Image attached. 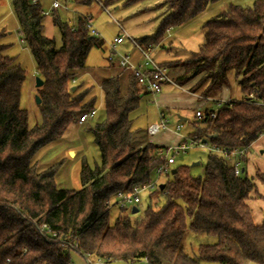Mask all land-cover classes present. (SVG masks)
<instances>
[{"label":"trees","instance_id":"trees-1","mask_svg":"<svg viewBox=\"0 0 264 264\" xmlns=\"http://www.w3.org/2000/svg\"><path fill=\"white\" fill-rule=\"evenodd\" d=\"M142 1L152 0H73L69 4L96 3L106 9L128 8ZM216 1L162 0L167 14L154 33L137 44L158 45L167 29L186 25ZM10 6L20 42L30 51L42 86L35 90L40 122L30 127L28 113L19 105L26 71L15 58L3 55L8 44H0V264H71L72 252L102 262L264 264V216L257 224L248 205L254 181L264 182V173L248 176V157L242 158L240 176L214 153L207 154L202 176H192L189 166H176L174 174L150 193L156 194L154 203L134 221L126 209L107 207L115 193L129 192L152 179L160 163L156 153L165 148L135 141L137 129L129 115L149 94L129 74L125 94L120 92L118 76L102 80L97 88L104 119L88 126L86 132L100 162L90 168L82 161L79 190L56 188L54 176L61 161L36 171L32 164L36 153L59 143L70 125L94 110L95 87H86L83 81L73 84L75 74L86 69L92 47L102 42L89 33L85 16L70 25L53 12L52 23L60 36L56 47L54 39L43 35L40 3L31 6L28 0H10ZM201 30L203 42L195 52L182 61L159 66L167 72L179 70L174 79L179 87L199 77L191 93L221 103L214 118L205 110L204 118L193 124L187 136L211 147H245L264 131V1L255 0L250 7L229 5ZM4 36L0 32V41ZM232 85L243 98L222 102L218 98L222 89L231 90ZM110 210L118 211L113 219ZM43 224L56 237L42 233ZM190 235L211 237L214 242L188 250Z\"/></svg>","mask_w":264,"mask_h":264},{"label":"rangeland","instance_id":"rangeland-1","mask_svg":"<svg viewBox=\"0 0 264 264\" xmlns=\"http://www.w3.org/2000/svg\"><path fill=\"white\" fill-rule=\"evenodd\" d=\"M49 1L50 0H41V5L44 9L49 8ZM254 1L255 0H217L215 3L208 5L204 12H202L199 16H197L186 25L171 29L169 31V37H166L167 35L164 34L161 42L158 45L154 46L156 47V49L151 54L152 59L156 63L161 64H164L166 62L170 63L184 60L192 52H195L198 46L203 42L201 27L207 20L225 11L229 5L238 7H250ZM69 8V12L59 10L57 13L62 21L67 22L70 25L75 24L78 17L86 15L92 16V24L98 31V39L102 42V44H98L92 47L86 59V66L91 69V73L94 72L97 76L102 74V66H106L108 64V56L110 54L108 43L119 35L123 36V43L120 45H116L115 51L118 54L127 53L131 62H136L139 59L141 60L142 57L139 51L134 47L140 46L139 44H137V40L154 33L155 29L157 28L159 19L167 12V9L162 4V0L142 1L128 8L117 5L102 9L96 3H92L90 5L69 4ZM44 17L45 19L43 22V32L45 34L53 36L56 46H59V33L56 28L50 26L48 21L52 17ZM0 32H5L3 42L8 44L9 46L3 52V55L13 58L17 57L23 69H25L26 71V77L21 87L19 105L21 109L27 111L28 125L32 127L40 122L39 111L37 105L35 104V78L37 76L35 75V66L30 51L25 47L23 43L20 42L21 37L18 34V25L11 11L10 0H0ZM112 58L114 60L112 62V66H117L115 60H118V56L115 55ZM125 73L123 74V76H125ZM167 74L170 79V83L167 85L171 86V91L175 92L174 94L180 96L181 99H169L167 102L172 103L170 104L171 107L165 108L164 106H161L156 99V96L159 94L155 95L154 97L145 95L140 99L137 108L133 110L129 115V117L133 121L134 127L138 128L134 131V133H136L137 135L135 141L137 140V142H140L142 144L150 141V143L153 145H164L166 147L172 146L176 143L177 137L169 130L175 128V125H177L178 123L181 124V133L188 134L193 131L192 126L197 121L194 117L195 111L212 110L216 112L221 107V103L218 104L214 100L209 99L207 101H203L200 99L198 94L191 93L190 88L195 84V82H197L199 77L193 79L186 85L179 87L175 84L174 81L175 77L179 74V70L172 69L169 70ZM86 80L88 82L83 81L85 82L84 86L87 87L91 85L95 87V93L97 96V101L94 107L96 114L86 123L88 126H92L94 123L101 122L104 119V110L102 99L97 92V85L95 84L94 79L91 77V75H89L86 77ZM79 81L80 80L76 81L74 84L72 82L70 83V85H76L79 83ZM242 98L243 96L240 94L239 89L235 85H232L231 90H224V97L219 99L223 102L227 101L228 99L240 100ZM173 104H175V106ZM158 107L160 108L158 109ZM161 112L165 115L164 119L167 120V127L169 130H163L153 136H148L145 132V128L148 124L151 123V121L155 120L157 122L160 118L159 114ZM178 117H182L186 121L178 122ZM83 125H70L67 128L63 139L59 143L50 144L40 149L36 153V158L32 159V164L35 165L36 171L39 172L42 168H45L47 166H55L57 161H61V166L65 164L63 166V170L66 171L67 187L73 190H79V171L82 161L85 162L90 168H94L95 166L99 165L100 162L98 151L92 142V137L86 132V128L88 126H84L81 128L80 126ZM69 142L78 143L77 146L72 148L73 150L70 151L75 153L77 152V156L71 158L68 153L65 152V150L62 153L58 154V156L56 155L57 157H51L52 153L50 155L45 154V152H47V149L54 148L55 146H57L58 149L60 148V146L63 147ZM259 149H262L264 152V135L262 138H260L259 141L255 142L252 150V154L255 155V158L257 160V166L261 168L257 169V171L264 173V153H260ZM207 154L208 153L205 150L192 148L188 150L186 154L176 156V163L172 166V169H174L176 166H189L192 176H202ZM252 154L250 155L251 158H253ZM193 162H198L199 165L191 167L190 165ZM153 178H156V176H154ZM159 181L160 184L166 182L165 178H160ZM254 182L255 189L250 195V204L252 210L257 209L259 205L262 204L260 203V197H264V182L260 180H255ZM144 197L145 198H142L141 200V205L134 207L138 209V212L136 214H131L132 209H127V214L129 215L131 221L139 218L142 214L143 209L148 204L152 205L156 200V194L152 195L149 193ZM161 203L162 201L160 200L159 205ZM112 211L110 210V213L112 212L111 219H113L118 212L116 210ZM204 242L213 243L214 240L211 237L198 238L190 235L186 240V248L188 250H195L196 246L199 243ZM71 259L75 264L84 263V260L75 252L71 253ZM100 264L146 263L143 260H134L131 262L106 261Z\"/></svg>","mask_w":264,"mask_h":264},{"label":"built area","instance_id":"built-area-1","mask_svg":"<svg viewBox=\"0 0 264 264\" xmlns=\"http://www.w3.org/2000/svg\"><path fill=\"white\" fill-rule=\"evenodd\" d=\"M31 6H35L40 3V0H28ZM73 0H50L49 8L47 10H42L41 14L44 16H49L53 12L70 11L69 3ZM87 20L86 28L89 30V33L93 36H98V31L92 24V19L89 15L85 16ZM166 37H169V29L166 30ZM123 43V36L119 35L108 43V48L110 54L108 56L109 61H114L113 56L117 55L118 60H115L116 65L121 69L129 73L134 83L140 88L143 92L148 93L150 96H155L160 94L163 87L170 83V79L167 75L166 69L159 66L152 57V52L156 47L152 45H147L146 47L134 46L140 53L142 59L139 62H131L128 55L117 53L115 51V46ZM134 45V43H133ZM96 114L95 110L83 113L77 120L78 125L85 124L89 119L93 118ZM205 114L204 111L197 110L194 113L196 120H202ZM215 112L210 110L208 112L209 118H214ZM161 121L159 123L148 125L146 128V134L148 136H153L159 133L162 130L167 129V122L163 120L162 116L160 117ZM182 125L178 124L173 129L174 132L180 133ZM264 135V131L261 132L257 139L247 146L242 148H219L211 147L206 141H203L195 136H181L180 141L177 144H174L169 147L158 151L156 153V158L160 160V163L156 167L153 178L142 185H137L129 192H117L115 193L107 202V207L116 206L117 208L122 209H132L138 206L142 198L152 193L156 187L160 184V178H168L171 174L172 166L176 163V156L186 154L188 150L196 148L198 150H205L207 153H214L220 155L225 159L233 169L235 176L242 175L243 172V163L242 158L248 157L252 153L253 146L255 142L260 140ZM40 231L51 237H56V234L52 233L49 227L45 224L40 226ZM84 263L83 264H100L103 260L101 259H91L88 255H83ZM74 264V263H71Z\"/></svg>","mask_w":264,"mask_h":264},{"label":"crops","instance_id":"crops-1","mask_svg":"<svg viewBox=\"0 0 264 264\" xmlns=\"http://www.w3.org/2000/svg\"><path fill=\"white\" fill-rule=\"evenodd\" d=\"M50 2V1H49ZM50 4V3H49ZM40 6H41V8H42V10H47V9H44L43 7H42V5H41V0H40ZM49 6V5H48ZM12 11V10H11ZM167 14V12L165 13V15ZM164 15V16H165ZM14 16V15H13ZM50 17H51V15H49ZM163 17V16H162ZM161 17V18H162ZM161 18L159 19V21L161 20ZM44 19H45V17H44ZM16 20V19H15ZM49 21V24H50V26H52V27H54L53 26V23H52V18L51 19H49L48 20ZM159 21H158V23H159ZM43 22H44V20H43ZM43 28H44V26H43ZM55 28V27H54ZM43 35L45 36V37H47V38H50V39H54V37L53 36H51V35H48V34H45L44 32H43ZM3 40L4 39H2L0 42L2 43L3 42ZM55 40V39H54ZM2 44H6V43H2ZM57 47V46H56ZM126 55H127V53H125ZM15 59H16V62L17 63H19L20 65H21V63L19 62V60L17 59V57H14ZM140 60V59H139ZM139 60L138 61H136V62H139ZM158 64H161V63H158ZM22 66V65H21ZM102 69H103V72H102V74L101 75H99V76H97L94 72H92L91 73V69H89L88 68V66H86V69H83V70H81V71H79V72H77L76 74H75V80H74V83L76 82V81H78V80H80V81H86V82H88L87 80H86V77L87 76H89V75H91V77L94 79V82H95V84L97 85L96 87L97 88H99V84L101 83V81L102 80H104V79H107V78H109V77H114V76H118V78H119V85H120V92H121V94H125L126 93V90H127V88H128V80H127V77H128V72H123V71H121L119 68H117L116 66H112V65H110L109 63L106 65V66H102ZM125 73V76H123V74ZM35 75H36V72H35ZM79 81V82H80ZM171 86H169V85H165L164 87H163V89H162V91H161V93L159 94V95H157L156 96V99H157V101L159 102V104L161 105V106H164L165 108H169V107H171V105L170 104H172V103H170V102H167L169 99L171 100H177V99H181L180 98V96H178V95H176V94H174L175 92H173V91H171V88H170ZM123 89V90H122ZM224 90H226V91H228V89L227 88H223L222 89V91H221V93H220V97L219 98H222V97H224ZM99 93V95L101 96V99H102V95H101V93L100 92H98ZM188 98H190V97H188ZM211 100L210 98H207V99H203V101H207V100ZM201 103V102H200ZM174 106H175V104H173ZM164 107H162V108H164ZM177 107H178V105H177ZM160 107H158V109H159ZM160 115V117L162 116V118H163V120L164 121H166L167 122V120H165L164 118H165V115H164V113H160L159 114ZM161 121V119L159 118V120L156 122L155 120L154 121H151V123L150 124H148V125H151V124H155V123H159ZM185 122L186 120L184 119H182V117H178V122ZM87 123V122H86ZM84 124L83 126H80L81 128L82 127H84V126H88L87 124ZM179 124V123H178ZM177 124V125H178ZM147 125V126H148ZM177 125H175V126H177ZM174 126V127H175ZM133 128L134 129H138V128H135L134 127V125H133ZM147 128V127H146ZM146 128H145V132H146ZM173 129L174 128H172V130H169L168 128L167 129H165V130H169V131H171L174 135H176V137H177V140H176V143L175 144H177L179 141H180V137L181 136H187V134H183V133H176V132H174L173 131ZM163 131V130H162ZM259 141V140H258ZM147 142H150V141H147ZM77 142H75V143H73V142H69V143H67L65 146H60V148H58L57 149V146H55L54 148H49V149H47V152H45V154H51L52 153V155H51V157L53 156V157H55L56 155L58 156V154H60V153H62L64 150H65V152L66 153H68L69 154V152L71 151V150H73L72 148H74L75 146H77ZM155 146H158V147H166V146H164V145H155ZM260 150V153H262L263 152V150L262 149H259ZM55 151H56V153H55ZM264 153V152H263ZM252 153H250L249 154V156H248V160H247V162H246V164H245V169H246V171H247V174H248V176H254L255 175V172L257 171V169H261V168H259L258 166H257V160H256V158H255V155H253V158H251V155ZM48 155V156H49ZM56 156V157H57ZM75 156H77V152L75 153L74 152V156L73 157H75ZM73 157H71V158H73ZM261 160V159H260ZM65 164H63V166H64ZM63 166H60V168L58 169V171L56 172V174H55V176H54V181H55V185H56V188L57 189H63V190H72L71 188H69V187H67V181H66V171H64L63 170ZM263 169V168H262ZM261 171V170H260ZM250 202L251 201H248V205L251 207V204H250ZM260 203H262L261 205H259V207L257 208V209H255V210H252V212H253V219H254V221L257 223V224H259L260 222H261V220L263 219V216H264V200L263 199H261V201H260ZM252 209V208H251ZM263 212V213H262Z\"/></svg>","mask_w":264,"mask_h":264},{"label":"water","instance_id":"water-1","mask_svg":"<svg viewBox=\"0 0 264 264\" xmlns=\"http://www.w3.org/2000/svg\"><path fill=\"white\" fill-rule=\"evenodd\" d=\"M42 86V81L38 78V77H36L35 78V88H39V87H41ZM35 103L38 105L39 103H40V100L38 99V97L37 96H35ZM183 120H184V118H182ZM70 157H73L74 156V152H69V154H68ZM199 165V163L198 162H193V163H191V167H194V166H198ZM174 172H175V170L174 169H172L171 170V174H174ZM163 187V185H160V188H162ZM138 212V209L137 208H132V210H131V214H136Z\"/></svg>","mask_w":264,"mask_h":264}]
</instances>
